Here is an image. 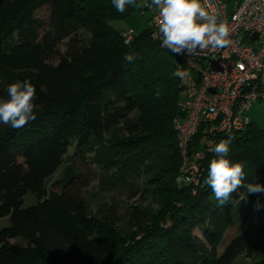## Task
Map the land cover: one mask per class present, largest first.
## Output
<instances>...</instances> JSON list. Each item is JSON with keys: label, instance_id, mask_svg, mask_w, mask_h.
I'll return each instance as SVG.
<instances>
[{"label": "trees", "instance_id": "16d2710c", "mask_svg": "<svg viewBox=\"0 0 264 264\" xmlns=\"http://www.w3.org/2000/svg\"><path fill=\"white\" fill-rule=\"evenodd\" d=\"M42 6L46 19L34 14ZM132 9L0 0V99L17 81L36 88V120L0 125V218H8L0 264H264V193L239 189L221 206L206 184L210 148L229 136L245 183L264 184V129L249 119L212 146L199 131L182 153L173 125L184 97L173 75L179 56L158 45L146 7L138 34L113 25ZM126 54L138 55L128 63ZM190 162L196 181L178 184ZM124 186L149 202L129 206L119 228L115 203L92 212L91 197ZM27 193L36 202L24 206ZM237 218L241 229L224 241Z\"/></svg>", "mask_w": 264, "mask_h": 264}, {"label": "built area", "instance_id": "2783aa9c", "mask_svg": "<svg viewBox=\"0 0 264 264\" xmlns=\"http://www.w3.org/2000/svg\"><path fill=\"white\" fill-rule=\"evenodd\" d=\"M204 6L218 20L227 22L230 43L191 57L178 55L180 70L190 74L186 82L179 78L184 97L179 104L181 113L173 121L182 153L199 131L203 143L212 146L216 135L243 130L249 122L250 106L257 101L264 103V0H234L231 10L226 0H207ZM146 9L155 33L160 13L155 8ZM196 171L194 163L185 164L182 172L189 174L184 180L196 181Z\"/></svg>", "mask_w": 264, "mask_h": 264}, {"label": "clouds", "instance_id": "9594fccd", "mask_svg": "<svg viewBox=\"0 0 264 264\" xmlns=\"http://www.w3.org/2000/svg\"><path fill=\"white\" fill-rule=\"evenodd\" d=\"M118 12L123 13L127 6H137V0H112ZM207 0H204V4ZM201 0H151L145 6L155 8L160 13L158 31L153 34L163 48L177 55L189 57L199 55L205 49H221L230 41L226 21L218 20L217 15L206 10ZM138 54H126L124 60L132 63ZM174 76L186 82L190 74L179 68ZM8 98L0 99V123L13 129L25 127L36 120V88L29 81H17L7 87ZM233 137L220 140L210 148L215 154L208 169L206 184L211 188L217 203L221 206L229 201L233 193L246 189L249 194L264 193V184L245 183V162L232 163L229 158L230 144ZM178 184L185 183L177 177ZM247 202L246 198L244 199ZM258 206V205H257Z\"/></svg>", "mask_w": 264, "mask_h": 264}, {"label": "rangeland", "instance_id": "374dc122", "mask_svg": "<svg viewBox=\"0 0 264 264\" xmlns=\"http://www.w3.org/2000/svg\"><path fill=\"white\" fill-rule=\"evenodd\" d=\"M147 0H137V6L134 7V9L131 10L129 16L122 20V21H116L113 22V25L119 29L120 31H129L131 30L133 35L138 34L141 32L147 25V14L141 12V9L146 7L145 5ZM227 8L228 10H231L234 4V0H226ZM143 10V9H142ZM147 12V10H146ZM35 16L46 19L48 15V9L46 6H42L35 10L34 12ZM183 96L181 97V99ZM247 116L249 119L259 127L264 129V103L262 102H254L249 110L247 111ZM2 123H0L1 125ZM178 140V139H177ZM72 151V147H69L67 154L69 155ZM53 178H56L53 176ZM142 178L138 179L137 181L140 182ZM50 181V180H49ZM94 183L91 184V186ZM49 184V188H50ZM55 188V187H54ZM89 188V187H88ZM106 193V194H105ZM36 200L33 197L32 194L27 193L23 198V205H31L35 203ZM102 202L107 203H115L117 208V215L121 218L118 221V227L119 228H127L129 224H127V213L126 210L129 208V206L134 204H139L141 206H145L146 203L149 202V199L147 196H143L142 193H135L133 194L132 189H129L128 187H118L115 189H112L111 191L104 192L103 196H92L91 197V211L94 212L96 207L100 205ZM242 223L239 221V219H236V222H234L227 230L226 237L224 238V241L226 239L228 240L232 235H234L238 230L241 229ZM8 225V218L3 217L0 218V228ZM240 227V228H239ZM18 239V238H17ZM12 242V240H11ZM14 242V241H13Z\"/></svg>", "mask_w": 264, "mask_h": 264}, {"label": "water", "instance_id": "95a60500", "mask_svg": "<svg viewBox=\"0 0 264 264\" xmlns=\"http://www.w3.org/2000/svg\"><path fill=\"white\" fill-rule=\"evenodd\" d=\"M158 43V42H157Z\"/></svg>", "mask_w": 264, "mask_h": 264}]
</instances>
